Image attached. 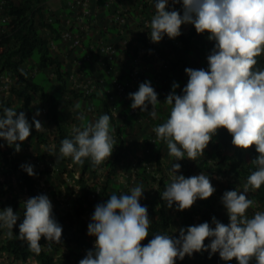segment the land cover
<instances>
[{"label":"clouds","instance_id":"9594fccd","mask_svg":"<svg viewBox=\"0 0 264 264\" xmlns=\"http://www.w3.org/2000/svg\"><path fill=\"white\" fill-rule=\"evenodd\" d=\"M171 3H182V15L177 10H166L169 0H156L151 21L149 15L146 16L148 28L142 26L145 18L141 20V30L147 34L146 41L150 38L153 43H157L155 51L165 35L170 40L180 36L181 26L185 24L193 25L197 34L207 33L208 39L215 43L207 56V70L185 69L188 81L182 89V95L176 94L175 89L179 84L173 83L172 91L164 101L171 106L170 114L153 131L158 140L166 143L168 154L176 161L185 157L195 161L204 154L212 137L220 129H225L231 135L235 147L248 150L255 146L258 156L251 161L255 171L247 177L242 191H225L222 201L216 202H222L226 208L228 224L213 217L215 227L207 222L189 226L186 231L182 226H177L175 229L179 232V238L156 234L144 245L151 221L147 207L140 203L143 187L134 180L139 169L133 171L129 165L130 171H125L122 166L125 174L119 176L117 172L114 178L124 180L125 187H128L126 181L133 179L130 194L116 195L125 187L112 178L108 190L111 196L105 203L99 189L106 181L107 170L104 172L99 169L100 175L95 174L98 177L97 206L91 219H87L88 235L95 237L94 249L88 251L79 264H175L177 259L183 260L186 255L209 249L210 255L218 252L224 261L235 258L238 264H252L253 261L255 264H264V212L257 211L253 216L247 213L255 204L247 193L264 185V70L256 68L257 63H263L260 58H264V0H171ZM87 22L90 23V19ZM7 78L12 81L10 90L13 80ZM157 97L151 83L145 81L136 92L129 94L131 108L148 111L150 104L152 109L148 113L155 118V106L159 103ZM80 120L83 123L72 129L71 138L61 141L58 158L70 157L79 165H83L85 159H90L93 167L99 166L110 158L116 144L110 116L103 114L95 122H87L81 115ZM32 123L37 132L45 130L39 120L33 118ZM31 128L22 111L17 115L16 110L6 107L0 113V139L9 146L15 145L16 152L21 150L20 143L30 137ZM22 167L29 176L35 175L33 166ZM66 167L62 173L64 181L69 191L78 193L84 185L78 177L76 185L68 184L70 171L76 170L80 175L78 167L73 166L74 170H71L70 163ZM142 167L150 174V167ZM180 170L179 163L172 165L171 182L161 194L167 207L171 208L175 204L178 211H184L190 209L197 199L206 200L216 191L208 175L201 173L186 178L176 174ZM90 176L89 172L85 178L87 185L94 180V175L91 180ZM117 185L122 189L116 190ZM110 188L114 191L111 192ZM99 199L102 201L100 204ZM24 206L19 239L27 242L29 250L38 255L42 237L50 242L61 243L63 229L53 217V205L48 196L41 194L31 197L24 202ZM17 219L18 215L11 207L0 210V228L9 230V238L13 235L12 229Z\"/></svg>","mask_w":264,"mask_h":264},{"label":"trees","instance_id":"16d2710c","mask_svg":"<svg viewBox=\"0 0 264 264\" xmlns=\"http://www.w3.org/2000/svg\"><path fill=\"white\" fill-rule=\"evenodd\" d=\"M47 1L49 0H0L3 9L2 15L7 18L4 22L0 21L1 28H4L0 33V74L3 73L13 80V86L7 93L12 97L21 99V111L25 113L26 118L31 122L32 128L35 129L32 123V99L37 96L39 101L45 105L44 116L46 121L54 127V144L59 149L61 141L64 138H71L73 135V133H68L63 129L60 118L61 93L70 91L66 88L67 71L65 67L55 57L50 48V42L41 34V30L47 29L52 36L53 44H57L61 36L58 23H47L45 20L46 11L43 5ZM197 35L195 27L191 25L186 35L181 34L175 39H171L174 43H178V46L173 50L177 58L173 63L169 76L159 83L161 92L159 103L155 107L159 110H162V105L164 106V104L166 107L161 112L163 113L162 116L152 118V128L165 122L170 114L171 106L164 101L166 96L172 91L173 83L184 87L187 84V80L179 78L178 75H181V67L185 65L187 56H200L199 50L197 51L198 47L195 46L196 49L193 47ZM164 37L168 38L166 35ZM28 62L33 63L32 67L29 68L36 71V78L29 79L27 77L28 71L21 68L22 65ZM49 70L54 76V82H52L54 79L45 75ZM175 74L177 78L173 80ZM48 86L50 87L48 88ZM175 92L178 95L177 88ZM70 94L75 99H95L93 95L89 94L75 92H70ZM98 103L103 105L104 114L110 116L111 127L114 126V116L112 111L109 110L107 102L100 101ZM6 107L11 108L10 103L8 100L1 99L0 113ZM112 128L114 129V127ZM151 134L153 133L151 132ZM35 135L39 143L47 139L41 134V131L37 132L36 129ZM159 141L163 142L162 140ZM18 143L20 142L18 141ZM145 143L148 145V142ZM123 147L124 142L121 141L119 150L114 158L111 160L107 159L99 166L93 167L90 159H85L83 165L75 163L80 172L79 182L81 184L84 183V185L78 193L72 190L69 191V196L73 197L74 207L66 212L53 209V217L63 229L61 243L50 242L42 237L39 241L41 252L37 255L29 250L26 241L19 239V225L13 226L11 238L7 235L8 229L0 228V259L3 258L11 263L21 262L23 264L29 261H35L38 264H79V261L84 258L83 251L87 248L89 249L91 244L92 236L88 235L87 219H91L88 214L93 215L97 206L95 197L98 192V177L96 175H100L98 170L103 169V167L107 170L106 181L99 189L103 203H105L111 196L108 192L109 184L112 183L110 179L117 175V168L123 166L125 171L130 168L129 164L124 160ZM20 148H23V143H20ZM18 153L15 151L14 145L9 146L6 141L0 139V157L19 177L20 183L28 195V200L43 193L36 187L35 179L29 176L21 166L16 157ZM257 156L258 153L255 150V146L248 150L235 147L231 153L221 151V143L218 136L215 135L205 149L202 158L194 161V163L197 162V166L193 165L190 162L191 160L185 157L183 161L187 166L182 169L181 173L178 172L176 174L184 175L187 178L203 173L210 178L212 174L216 173L219 176V190L217 192L222 189H225V191H242L247 177L251 172L255 171V165L251 161ZM64 160L67 163L73 162L70 157ZM154 161L155 168L162 174L158 181L151 178V172L150 174L147 173L145 167L139 168L138 175L134 176L138 186H142L144 190L140 203L148 209V216L151 221L149 233L152 237L156 234H164L179 238V232L175 229L177 226H182L186 231L189 226L197 225V219H199L198 222H207L210 212L219 222L228 224L226 223L227 218H229L227 210L222 202L216 205L214 202L215 198L197 199L190 209L184 211H178L175 204L171 208L167 207V202L162 199L161 194L166 185L171 182L169 178L172 168L161 164L158 151L155 153ZM222 165H225V168L221 167ZM71 168V170H74L73 166ZM193 169L196 170L193 171ZM89 172L92 176L94 175V180L90 185H87L85 178ZM223 178H226V180L221 181ZM134 180L128 179L126 181V186L128 187H125V190L118 191L116 195L130 194ZM119 187L117 185L115 189L118 190ZM225 191L223 190L219 194ZM5 192H7V189L4 191L0 190V203L2 202V197L7 194ZM247 195L249 199L255 201L254 206L250 207L247 213L253 216L257 211L264 212V185L258 190H250ZM13 199L11 200L14 207L20 204L15 198ZM21 205L20 210L23 219L25 206L24 203ZM201 207L204 211H200ZM87 215L90 218H87ZM200 218L204 220H200ZM205 245H207L206 242ZM58 253H60L59 257H57ZM58 259L60 260L58 261ZM175 264H238V261L235 258L231 261H224L220 258L218 252L210 255L209 249L208 251L194 252L191 256L186 255L183 260L177 259ZM252 264H255V262L253 261Z\"/></svg>","mask_w":264,"mask_h":264},{"label":"crops","instance_id":"0c3cea01","mask_svg":"<svg viewBox=\"0 0 264 264\" xmlns=\"http://www.w3.org/2000/svg\"><path fill=\"white\" fill-rule=\"evenodd\" d=\"M155 2L156 0H149L148 2L147 0H93L90 5V23H88L81 16L82 7L78 4V0H49L43 5L46 11L45 20L51 23H58L61 36L58 43L53 44L52 36L47 29L41 30V34L50 42L51 50L55 57L67 71V90L95 97V99H75L70 92L61 93L60 118L63 129L68 133H73L72 129L80 127L83 123L80 120L81 115L85 117L87 122H95L104 114L103 105L98 102L106 101L114 116V126H112L114 131L112 134L116 141L109 159L114 158L122 141L124 142L125 161L128 162L133 171L138 170L142 166H148L151 170V178L158 181L162 174L154 165V157L157 151L163 166L168 165L172 168L174 163H179L181 165L180 171H182L187 164L183 160L176 161L174 157L168 154L166 143L157 139L156 133L153 131L155 127L152 128L153 117L148 113V111H151L152 106L148 105V111H141L139 108L132 109V100L129 98V94L136 92L141 83L149 81L158 94L157 98L159 101L161 92L159 83L169 76L173 63L177 58L173 50L178 45H175L168 38H164L158 43L155 56L151 57V54L146 53L147 34L141 30V20L146 18L148 14L151 21L155 14ZM119 10H126L131 14L127 24V32L124 33H120L111 21L115 12ZM166 10H177L182 15V3L172 4L171 0H169ZM190 27L191 24L182 25L181 33L186 35ZM3 29L0 26V33ZM149 31H151L150 28ZM203 35L205 36L204 38L202 34L197 35V39L200 37L196 44L200 56L186 57L185 65L180 66L181 75H178L179 78L188 81V76L185 73L186 68H203L207 70V56L211 53L215 42L210 41L205 33ZM106 44L111 45L113 52L104 49L103 46ZM193 47L196 49L195 45ZM260 60L263 63H257L256 68L264 70V58H260ZM32 65V62H28L22 65L21 68L27 70ZM45 75L54 79L50 70ZM35 76L34 71L29 69L27 77L31 79ZM176 78L175 74L173 80ZM54 81L55 79L52 80V82ZM183 88L184 86L177 88L178 95L183 94ZM1 99L8 100L11 108L17 111V115L21 112L20 98L4 93L0 97ZM78 105L79 107H77ZM162 107V110L155 107L156 117L162 116L163 113L161 112L165 110V104ZM32 109L33 118L41 122L45 128L44 131H41V134L47 139L39 143L35 135V129L31 128L30 137L23 142V148L16 157L21 166H33L35 175L32 177L35 179L36 187L43 195H47L49 189L40 181L41 175H39V171L47 169L50 165H56L57 172L55 170V177L59 183V179L62 178L61 174L67 169V162L64 160L66 158H58L59 149L54 144V127L46 121L44 116L45 105L39 101L37 96L32 99ZM37 112H39V115H37ZM29 123L31 124V122ZM216 135L221 143V151L231 153L235 149L231 142L232 137L225 129H220ZM145 142H148V145ZM200 158L202 156H199L197 160ZM190 162L193 165L197 163L192 160ZM70 165L75 166V168L78 167L73 162ZM221 167L225 168V165ZM103 171L105 172V168H103ZM117 172L120 176L124 173V170L122 167H118ZM209 179L216 189L210 198H215V203L222 201L224 192L222 194L219 193L223 190L225 191V189L217 192L219 190V176L214 173ZM224 180L226 178L221 181ZM58 183L50 190H55L59 193L64 191V186ZM0 184L1 191L7 189V192H5L7 194L2 197V202L0 203V210L11 207L13 212L18 215L15 225H19L23 221L20 210L21 204L26 201L25 199H27L28 195L20 183L19 177L7 166L1 157ZM119 189L122 188L119 187ZM66 194L68 196L67 202H62L60 199L52 203L54 210L66 212L73 209V197L69 196V190ZM13 198L19 201L20 204L14 207L12 205ZM200 211H204V209L201 207ZM213 217L210 212L209 220L207 221L210 225H213ZM198 220L197 225L203 223V221L198 222ZM200 220L204 219L200 218ZM152 238L149 233V236L144 241L147 244ZM32 263L38 264L35 261H29L25 264ZM18 264L23 263L19 262Z\"/></svg>","mask_w":264,"mask_h":264},{"label":"rangeland","instance_id":"374dc122","mask_svg":"<svg viewBox=\"0 0 264 264\" xmlns=\"http://www.w3.org/2000/svg\"><path fill=\"white\" fill-rule=\"evenodd\" d=\"M206 35H208L207 33H205ZM202 37L204 38L205 36L202 34ZM199 38L200 37H198V39H197V37H196V39H195V42H194V44H195V46H196V44H197V42H198V40H199ZM210 44V43H209ZM46 83V82H45ZM50 86H48V88H49ZM49 163V162H48ZM47 163V164H48ZM55 170H56V165H50V166H48L47 167V169H43V170H41V171H39V175H41V182L42 183H44V185L46 186V188H48L49 189V193L47 194V196H48V198L50 199V201H51V203H55L56 201H58V200H60L61 199V201L62 202H67V200H68V196H67V194H66V192L70 189L69 187H68V185H67V183L64 181V177L62 176L63 174H61V179H59V183H58V181H57V179H56V177H55ZM56 172H57V170H56ZM46 174V175H45ZM66 174V173H65ZM70 174H71V179H70V182L68 183V184H70V186H74V185H76L77 183H76V181L78 180V178H79V173H78V171H70ZM65 176V175H64ZM78 177V178H77ZM92 179V175L90 176V180ZM39 181V182H40ZM62 184L63 186H64V191H62L61 193H59V192H56L55 190H50V189H52V187L53 186H55V184ZM102 182V181H101ZM114 182H117V183H119L120 185H122V186H124L125 187V181L124 180H122L120 177H118V179L116 180V178H114ZM67 189H66V188ZM111 189V188H110ZM76 192H77V190H75ZM111 192H113L114 190L113 189H111L110 190ZM61 198H60V197ZM25 200H27V199H25ZM102 201L99 199V201H98V203L100 204ZM90 217H92V215H89ZM90 217H88V218H90ZM92 221H89V223H91ZM213 227H215V225H212ZM94 242H95V237L93 236L92 238H91V240H90V248L88 249H86L85 251H83V256H84V258L86 257V255H87V253H88V251H90V250H93V248L94 247H92V246H94ZM92 245V246H91ZM144 245H146V243H144ZM58 254H60V253H58ZM60 259H58V261H59ZM0 264H18V263H11V262H9V261H7V260H5V259H0ZM33 264V263H32Z\"/></svg>","mask_w":264,"mask_h":264},{"label":"built area","instance_id":"2783aa9c","mask_svg":"<svg viewBox=\"0 0 264 264\" xmlns=\"http://www.w3.org/2000/svg\"><path fill=\"white\" fill-rule=\"evenodd\" d=\"M93 0H78V4L80 5V7H82V12L81 15H83V17L86 20H89L91 17V9H90V5L92 3ZM149 1V0H147ZM3 9H2V4L0 3V21L4 22L7 20V18L5 16L2 15ZM130 18V13L127 11H122L119 10L117 12H115V14L112 17V24L119 30L120 33H124L127 32V23L128 20ZM142 26L143 28H148L149 26V22L148 19L145 18L142 21ZM157 43H153L151 41V39L149 38L148 41H146V48L147 52L150 53L151 55H155V46ZM104 49L106 51L109 52H113V48L111 47L110 44H106L103 46ZM0 80H1V84H0V96L5 93L7 90H9L10 86L12 85V81L10 79H8L7 77H4V74H0Z\"/></svg>","mask_w":264,"mask_h":264}]
</instances>
